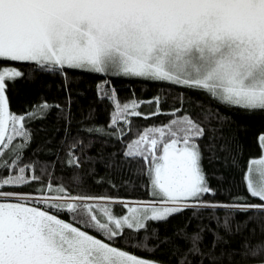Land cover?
Masks as SVG:
<instances>
[{
  "label": "snow or ice",
  "instance_id": "1",
  "mask_svg": "<svg viewBox=\"0 0 264 264\" xmlns=\"http://www.w3.org/2000/svg\"><path fill=\"white\" fill-rule=\"evenodd\" d=\"M0 264H264V0H0Z\"/></svg>",
  "mask_w": 264,
  "mask_h": 264
},
{
  "label": "trees",
  "instance_id": "2",
  "mask_svg": "<svg viewBox=\"0 0 264 264\" xmlns=\"http://www.w3.org/2000/svg\"><path fill=\"white\" fill-rule=\"evenodd\" d=\"M118 87H120V96L124 97L128 94V92L131 90L132 85L128 84L127 82H125L123 85L118 84ZM142 88H145L144 91H141ZM152 93V89L148 88L144 85H136V95L142 98H147L148 96H150ZM13 110H17V104L14 102L13 103ZM100 120L104 121L107 119V115L106 114H101L100 115ZM151 121H143L142 119L140 121H138V123H150Z\"/></svg>",
  "mask_w": 264,
  "mask_h": 264
}]
</instances>
